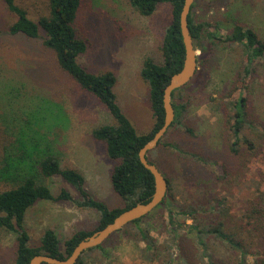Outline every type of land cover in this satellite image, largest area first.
Returning <instances> with one entry per match:
<instances>
[{"label": "rangeland", "instance_id": "374dc122", "mask_svg": "<svg viewBox=\"0 0 264 264\" xmlns=\"http://www.w3.org/2000/svg\"><path fill=\"white\" fill-rule=\"evenodd\" d=\"M15 2L33 20L48 13V0ZM193 9L199 20L223 21L220 29H212L221 40L226 28L238 23L251 27L264 42V0H195ZM15 19L0 0V81L5 98L0 112L13 114L12 123L18 124L26 117V109L41 103L39 96L60 105L61 111L49 107L52 127L43 129L41 142L52 144L62 167L82 173L84 187L93 197L109 208L122 206L110 182L116 160L107 156L104 142L91 135L93 127L113 123L112 116L59 67L55 52L42 44V31L39 38L10 33L8 27ZM170 21V4L160 3L153 14L144 16L129 0H81L75 18L77 35L87 40L78 62L93 73L115 74L117 102L139 134L150 132L154 124L149 86L140 74L143 59L162 61L160 43ZM202 45L209 46L211 53L202 57L204 68L197 63L198 78L179 92L188 100L181 123L169 127L160 143L147 153L169 183L165 203L144 215L137 225L127 224L114 232L104 244L107 255L93 261L97 252L86 254L85 264H166L171 251L173 264H209L206 256L215 264H239L241 256L247 264H254L263 256L264 243L246 229L245 212L247 200L258 193L264 196V55L245 75L246 57L241 46L216 39H206ZM195 50L201 58L200 49ZM241 97L247 115L240 143L232 151L231 106ZM58 122L66 124L56 126ZM249 140L253 149L247 148ZM47 183L54 196L65 189L72 200H39L26 211L24 225L32 245L39 243L45 229H53L64 251L63 241L76 230L95 228L99 213L76 205L77 190L60 175L48 178ZM166 206L194 212L192 217L177 214L172 223ZM220 221L242 240L250 255L233 250L213 235L205 236L209 245L205 255L191 226H215ZM139 228L148 231L159 245L153 260L142 254L144 241ZM15 249L14 233L0 228V264H14Z\"/></svg>", "mask_w": 264, "mask_h": 264}, {"label": "trees", "instance_id": "16d2710c", "mask_svg": "<svg viewBox=\"0 0 264 264\" xmlns=\"http://www.w3.org/2000/svg\"><path fill=\"white\" fill-rule=\"evenodd\" d=\"M3 1L7 9L16 16V19L8 27L9 32L22 33L28 38H39L40 31H42V44L55 52L59 67L73 78L82 90L94 95L106 107L114 120L113 123L100 124L91 129L92 137L104 142L107 156L116 160L110 174V182L114 191L122 199L123 205L109 208L103 200L93 197L84 187V176L78 169L62 167L58 153L52 144L43 145L44 143L41 142L45 138L43 129L52 127V123H49V107L61 111L60 105L39 96L41 103L36 104L35 108L26 109V117L18 124L12 123L14 121L13 114L0 112V228L15 235L14 264H29L30 259L36 254H47L62 259L70 254L81 239L111 222L122 210L137 202L147 201L154 191L153 176L140 162L138 151L162 126L164 87L170 76L177 72L183 63L184 46L179 27V13L183 0H129L132 8L144 16L153 14L160 3H168L171 6V21L165 27L160 43L162 61L158 63L151 57H145L140 70L141 77L149 86V100L154 115L152 129L145 134L137 132L133 123L118 104L113 90L116 82L115 74L112 71L93 73L78 62V56L87 49V40L78 36L74 27L81 0H48V13L39 15L36 20L30 18L27 11L20 7L15 0ZM193 8L194 3L188 15V26L195 49L198 48L201 51V58H197V63L201 68H204L203 64L206 63L202 57L207 52L211 53L210 47L202 45V42L206 39L210 42L216 39L241 46L246 57L243 72L245 75L250 74L253 62L264 55V42L258 38L256 32L249 26L235 23L226 28L227 33L221 40L212 29H220L223 21L199 20L195 17ZM198 74L199 70L197 69L191 80L198 78ZM188 85L189 82L175 89L171 94L174 120L170 127L175 123H181L187 110L188 100L184 94H179V92L186 89ZM3 93L0 81V103L5 100ZM231 107L234 109V119L230 124L234 135L231 149L235 151L236 145L241 140L239 133L246 121L244 98L237 99ZM66 123L58 122L56 126ZM187 131L191 132L189 128ZM168 145L174 146L171 143ZM247 145V148L253 149L254 147V143L250 140ZM148 160L152 162L149 158ZM53 175H60L75 187L79 195V199L74 200L76 205L93 208L99 213L95 228L76 230L63 241L64 251L61 250L59 237L53 229H45L40 236L39 243L32 245L30 234L24 225L26 211L39 200H72V196L65 189H61L57 195H53L47 183L48 178ZM168 191L169 183L166 196ZM165 199L160 205L165 203ZM168 212L169 218L174 223L177 214H186L192 217L194 209L174 211L172 208H168ZM143 217L129 224L137 225ZM245 217L246 229L253 237H257L264 243V196L262 193H258L246 201ZM191 227L195 231V236L203 251L206 249L208 251L209 247L205 236L213 235L228 243L233 250L238 249L241 254L250 255L247 246L242 244V240L233 231L225 229V223L222 221L215 226L198 228L192 225ZM138 230L144 241L142 254L148 260H153L158 256L156 251H158L159 245L148 231L141 228ZM105 241L98 246L86 249L74 264H85L87 261L84 255L94 251L97 252L98 257L93 261H99L102 256H106ZM205 251L204 253L207 255ZM171 252H169L166 264L174 263ZM262 255L254 261V264H264V254ZM206 257L209 259V264H215L211 256ZM238 263L247 264L243 256L239 258Z\"/></svg>", "mask_w": 264, "mask_h": 264}, {"label": "water", "instance_id": "95a60500", "mask_svg": "<svg viewBox=\"0 0 264 264\" xmlns=\"http://www.w3.org/2000/svg\"><path fill=\"white\" fill-rule=\"evenodd\" d=\"M194 1L183 0L179 13V27L184 46V58L181 68L170 76L163 90V124L138 151L140 162L153 176L154 191L151 197L147 201L137 202L133 206L122 210L111 222L81 239L65 258L61 259L47 254H36L30 259L29 264H74L86 249L102 244L111 234L150 213L162 204L168 189L167 179L158 167L148 160L147 152L158 144L174 120V107L171 100L172 92L190 82L198 67L197 53L188 26V15Z\"/></svg>", "mask_w": 264, "mask_h": 264}]
</instances>
